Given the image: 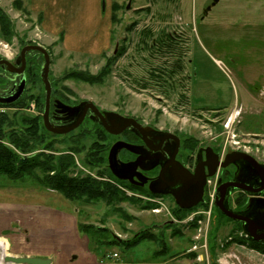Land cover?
I'll list each match as a JSON object with an SVG mask.
<instances>
[{
	"label": "rangeland",
	"instance_id": "1",
	"mask_svg": "<svg viewBox=\"0 0 264 264\" xmlns=\"http://www.w3.org/2000/svg\"><path fill=\"white\" fill-rule=\"evenodd\" d=\"M16 1L0 0V8L12 23L7 38L0 25V56L14 62L27 44L45 47L51 55L53 96L73 102L91 100L106 111L157 122L197 145L218 146L222 155L246 151L264 163V95L252 88V83L259 82L264 90V0H219L204 18V7L212 0H118L123 9L117 23L112 22L113 0H41L44 8L39 10L34 9L33 0H21V7ZM165 29L176 42L166 38L171 46L150 47L152 35ZM42 57L30 55L28 61L37 64V77ZM109 59L111 72L103 84L63 77L70 71L95 75ZM10 78L9 71L0 69V92L11 86ZM31 95L35 97L29 98ZM22 97L23 105H0V113L7 117L5 145L21 156L52 155L57 159L71 155L75 163L70 175H91L110 182L128 199L111 205L71 202L32 175L24 181L0 177L1 209L41 205L55 213H73L79 224L91 226L86 235L92 248L114 264H212L215 259L218 264H255L236 250L241 245L250 249L247 244L236 241L224 249L230 238L246 236L237 221L222 216L212 203L218 178L208 184L206 203L180 220L174 211L183 213L171 197L155 200L154 195L111 173L105 139L92 124L69 134L40 128L34 148L28 152L17 149L11 134L31 131L22 118L39 116L38 98L45 104L43 81L27 80ZM231 115L235 122L230 131L225 123ZM37 173L43 177L39 170ZM150 203L159 206L145 208ZM54 221L46 224H60ZM195 222L199 226L194 230L191 224ZM144 230L157 237L167 235L170 248L166 256L154 258L159 246L153 241L144 240L130 249L124 245ZM174 230L182 234L173 237ZM2 235L14 233L4 231ZM0 240L6 243V248L0 247V264H11L2 257L10 254L8 242L3 237ZM115 240L118 243L112 244ZM191 249L203 257L201 262L186 257ZM110 253H118L119 260H106Z\"/></svg>",
	"mask_w": 264,
	"mask_h": 264
},
{
	"label": "flooded vegetation",
	"instance_id": "2",
	"mask_svg": "<svg viewBox=\"0 0 264 264\" xmlns=\"http://www.w3.org/2000/svg\"><path fill=\"white\" fill-rule=\"evenodd\" d=\"M216 4H213V0L211 1L210 4H207L204 7L205 13L202 18L207 16L209 14V11H211ZM166 38H169L170 41L173 40V43L176 42V37L174 36L173 38L172 33L167 31V29H165L162 30L160 34L157 36L152 35V44L150 45V47L155 48L161 46L162 41H166L165 40ZM157 40H159V42H157ZM16 61L17 59L13 63H15ZM27 67H28V59H27L26 69ZM0 69L3 68L0 67ZM4 70H6L7 72L9 71L6 68H4ZM9 73L11 74V78H10L11 86L6 90L1 91L0 95H10L17 88L19 82V76L15 75L10 71ZM252 88L256 89V91L261 90L259 94L261 96L264 95V90L262 91V87L260 86L259 82L252 83ZM84 101H91V100L73 102L70 100L57 98L52 94L50 108H49V120L51 125L55 129L65 131L66 129L71 128L78 121L81 120V123L76 128L68 132L61 133V134H69L74 131H77L78 129H81L83 126L85 127L86 125L92 124L93 129L97 130L101 138L105 139L104 140L105 145L103 144V146L104 148L107 149L106 164L110 171L111 169L109 166V154L111 148L115 144H119L121 142L133 146L136 149L135 151H132L125 146H122L117 152L116 157L119 165H126V164L135 165V167H131L130 170L125 172V174L128 175L129 178L122 181L129 183L139 191L154 195L155 200L163 199L164 197L165 198L171 197L174 200L176 206H178L182 210H188V209H183L178 205L176 198L172 193L155 192L151 189V186L156 190L171 189L172 186L170 184H167L165 182L159 183L158 180H160L161 173L163 172V170L166 168H169L171 170L172 165L176 166L178 164H181V166L186 168L189 172H191V174H194L196 172L198 166H202L204 168L206 175L208 174L209 170L217 169V171H219V177L217 180L216 189L221 183L237 180L239 178V174L241 171L237 164L230 163L226 167L221 166L222 163L227 162V156L231 152L222 155L218 146L203 145L201 144V142L197 145L193 140H189L186 137H182L181 134L175 130L173 131L165 127L158 126L157 122L155 123L154 121H145L144 119H141L139 117L118 111H106L105 109L100 107L96 102L92 101L100 109L101 112L103 113L115 112L124 117L134 118L142 126V131H136L135 129L126 127L120 133L117 134L111 133L102 124H100V122L97 121L98 117L96 116L95 113L91 111L89 107L88 108L77 107L80 106V104ZM70 107L73 108L70 109ZM39 115L42 116L43 125L46 128L44 123L45 104L43 110H40ZM46 130L50 132L47 128ZM237 151L245 152L251 155L252 157H254L249 152L240 151V150ZM254 158L259 163H262L256 157ZM169 177L170 175H168V178ZM208 178L209 176L206 177V184L204 186L202 201H200L194 208H200L207 201ZM254 187L256 188L257 186ZM216 199L217 197L215 195V201ZM253 199H258L261 201L264 200V192H261L259 194H251L245 190L236 188L230 192L228 196V203L232 209L238 212H246L250 209L251 201ZM215 207L218 209V211H220L219 208L216 206V204ZM239 223L243 231V224L241 222ZM245 236H246V241L248 243L252 242V240L255 242L264 241V240L257 241L254 238H251L247 235ZM196 248L197 246L194 247V249ZM189 252H193V250L191 249L189 250Z\"/></svg>",
	"mask_w": 264,
	"mask_h": 264
},
{
	"label": "water",
	"instance_id": "3",
	"mask_svg": "<svg viewBox=\"0 0 264 264\" xmlns=\"http://www.w3.org/2000/svg\"><path fill=\"white\" fill-rule=\"evenodd\" d=\"M219 0H213V4H216ZM130 7V5H128ZM210 8V7H209ZM118 47V45H117ZM117 47L115 53L117 52ZM31 52H37L43 55L44 63L41 69V78L45 87V117L44 123L46 128L53 133L61 134L68 132L76 128L81 120L74 126L65 131L55 129L49 120V108L52 97V81L50 79L51 69V55L49 51L39 44H27L21 51L17 58V61L13 63L9 59L0 56V67L6 68L10 72L19 76V82L17 88L10 95H0V103H14L19 100L26 89L27 77H26V64L27 56ZM79 107L90 108L93 113L98 117L97 121L100 122L109 132L120 133L126 127L135 129L136 131H142L141 124L134 118L124 117L115 112H101L100 109L92 101H84ZM73 107H70V109ZM125 146L132 151L136 149L124 142L115 144L109 154V166L115 177L121 180L128 179L126 171L131 167H135L134 164L119 165L117 162V152ZM230 163H235L240 168L239 178L237 180L225 182L219 184L216 189L215 195L217 197L215 204L224 215L229 218L241 222L243 224L244 233L254 238L257 241L264 240V200L253 199L251 201L250 209L246 212H238L232 209L228 203V196L233 189L245 190L251 194H259L264 192V164L259 163L254 157L245 153L233 151L227 156V162L222 163V167H226ZM247 169V170H246ZM217 173V169L209 170L208 174H205L204 168L198 166L196 172L191 174L186 168L178 165H172L171 170L166 168L161 173L160 180L158 182H165L170 184L171 189L156 190L151 186V189L155 192L172 193L178 205L183 209L194 208L203 198L204 186L206 184L207 176H214ZM168 175L170 177L168 178ZM254 186H257L256 188ZM5 263L11 264H49L51 259L39 258V257H23L8 254L4 257Z\"/></svg>",
	"mask_w": 264,
	"mask_h": 264
},
{
	"label": "trees",
	"instance_id": "4",
	"mask_svg": "<svg viewBox=\"0 0 264 264\" xmlns=\"http://www.w3.org/2000/svg\"><path fill=\"white\" fill-rule=\"evenodd\" d=\"M16 2L20 7L22 6L21 0H18ZM121 9H123V5L120 4L118 0H113V4H112L113 23H117L119 21L118 12ZM11 24L12 23L9 17L0 8V25L3 36H5V38H7V36L9 37V35L11 34V29H10ZM62 37L63 34H61V38ZM146 38L148 39L147 36ZM162 46L163 47L171 46V44L167 43L166 41H162ZM119 54H122V52H120ZM30 55L42 56L40 53L31 52L27 56L28 61L30 60ZM111 64L112 61L111 59H109L105 64V66L95 75H92L89 72L70 71L68 72V74H65L63 77L64 79L65 78L75 79L90 84H103L105 82V79L108 77V75H110ZM35 66H37L35 62H32V64L28 63V67L26 70L27 80L41 79L42 81L41 72L39 73L40 77H37L38 73L34 68ZM54 94H56V91H54ZM34 97H35L34 95L29 96V98H34ZM23 101L24 99L23 97H21L19 100H17L14 103H10V104L0 103V105L20 106L23 105ZM38 101L40 105V110H43L44 107L43 102L41 103L40 98H38ZM6 118L7 117L5 114L0 113V177L9 178L12 181H24L27 175H32L42 186L49 187L60 192L62 195H64V198H66L71 202L84 201L86 203H93L98 201H105L107 204L111 205L115 202L128 199V196L125 195V193L121 192L115 185H113L110 182L99 180L97 177L91 175H86V176L70 175L71 167L75 163L74 158L71 155H64L57 159L52 155H48L45 158H42L39 155H35V156L26 155V153H24V155L22 156L19 155L17 152L13 151L10 147L5 145L2 141V139L4 138L3 125L7 122ZM22 120L24 123H28L31 126L32 128L31 131L26 132L25 135H23L22 132L21 133L14 132L11 134L10 141L17 149L23 152H28L29 150L34 148L35 143L38 142L36 139H37V134L40 131V128L45 131L47 130L43 125V119L41 115L36 116L34 118L23 116ZM92 155L94 156V154ZM97 159L98 157H96V160ZM38 170L43 174V177L38 175L37 173ZM158 206L159 205L157 204L150 203L146 205L145 208L155 209ZM178 211H182L183 214H179V212H175V211L174 214L177 216L178 219L182 220L186 217L189 211H192V209L182 210L178 207ZM220 214L224 217H227L221 212ZM124 217L126 219H129L128 215H124ZM227 218L231 221H234L229 217ZM198 226L199 225L197 222L191 224V227L194 230ZM78 228L80 232L87 234V231L91 228V226L86 224L84 225L78 224ZM104 230L107 232L109 231L108 229H104ZM141 232L142 233H139L138 236H136L133 240L123 242L124 245H128L127 247L130 249L144 240L153 241L159 246V249H156V251L154 252V258L166 256L168 254L170 245L167 241L168 238L167 239L165 238L167 236L165 233L160 234L159 237H157L152 233H149L147 230ZM179 234H182L180 230H174V232L171 235L175 237ZM232 240L225 245L224 249L228 248V246L231 243L237 241L241 244H247L250 248L255 249L260 253L264 254V241L255 242L252 240V242L248 243L246 239H241L240 237L237 236L234 237ZM113 242L114 243L112 244L118 243L117 240ZM186 257L192 260H196L198 254L197 252L193 251V252H189L186 255ZM212 264H218L217 259H215Z\"/></svg>",
	"mask_w": 264,
	"mask_h": 264
},
{
	"label": "crops",
	"instance_id": "5",
	"mask_svg": "<svg viewBox=\"0 0 264 264\" xmlns=\"http://www.w3.org/2000/svg\"><path fill=\"white\" fill-rule=\"evenodd\" d=\"M39 1L32 2L35 10L44 8ZM18 205L11 210L0 208V236L7 240L10 254L49 258V264H114L104 261L92 248L89 237L80 232L75 214L55 213L53 209H43L41 205H31L33 208ZM49 220L60 224L55 225L54 221V225H48ZM4 231H12L14 235L5 237L2 235ZM236 250L252 263L264 264L263 253L247 249L244 245Z\"/></svg>",
	"mask_w": 264,
	"mask_h": 264
},
{
	"label": "built area",
	"instance_id": "6",
	"mask_svg": "<svg viewBox=\"0 0 264 264\" xmlns=\"http://www.w3.org/2000/svg\"><path fill=\"white\" fill-rule=\"evenodd\" d=\"M233 124H234V119L232 117H229L228 120H227V122L225 123V126L231 131L232 128H233ZM217 178H218V175L216 177H214V178H210L208 182L210 183V182H212V180L217 179ZM216 187H217V182H216V186L214 188V199L212 200V203H214V204H215ZM194 216H195V214H193L191 217H189V219H193ZM118 256H119L118 253H113V254L108 255L107 258L108 259H114V258H117Z\"/></svg>",
	"mask_w": 264,
	"mask_h": 264
},
{
	"label": "bare ground",
	"instance_id": "7",
	"mask_svg": "<svg viewBox=\"0 0 264 264\" xmlns=\"http://www.w3.org/2000/svg\"><path fill=\"white\" fill-rule=\"evenodd\" d=\"M0 247H1L2 249L6 248V243H5V241L0 240ZM16 249H17V247H16ZM19 249H20V248H19ZM45 249H46V248H45ZM2 257H3V259H4L5 255H3ZM39 258H40V257H39Z\"/></svg>",
	"mask_w": 264,
	"mask_h": 264
}]
</instances>
